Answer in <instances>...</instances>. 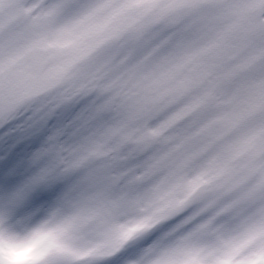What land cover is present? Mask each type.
<instances>
[{
	"label": "rangeland",
	"instance_id": "1",
	"mask_svg": "<svg viewBox=\"0 0 264 264\" xmlns=\"http://www.w3.org/2000/svg\"><path fill=\"white\" fill-rule=\"evenodd\" d=\"M196 1L138 19L123 48L108 33L98 50L83 36L49 49L43 74L60 81L42 97L26 91L35 73L0 81V121L45 130L0 178V264H232L244 245L264 256V0ZM69 91L85 123L52 150Z\"/></svg>",
	"mask_w": 264,
	"mask_h": 264
},
{
	"label": "flooded vegetation",
	"instance_id": "2",
	"mask_svg": "<svg viewBox=\"0 0 264 264\" xmlns=\"http://www.w3.org/2000/svg\"><path fill=\"white\" fill-rule=\"evenodd\" d=\"M179 1L183 0H0V81L4 88L10 80H17L19 87L26 84L34 72L20 56L31 46L46 48L47 59L51 61L49 49L75 47L83 36L85 43L93 44L92 50H98L106 43L109 33L118 35L112 46L116 48L122 34L138 31V19L144 22L154 16L168 18L172 12L180 14L183 6L176 7ZM196 2L199 5L204 1ZM169 26L164 34H168ZM150 28L154 31L153 25L144 29ZM135 41V37L130 38L125 44L133 49ZM118 47H124L122 42ZM11 49H18L12 57ZM44 71L42 76L53 75L43 74ZM244 247L234 251L235 258H228L232 264H264V256L256 252L249 254V249Z\"/></svg>",
	"mask_w": 264,
	"mask_h": 264
},
{
	"label": "snow or ice",
	"instance_id": "3",
	"mask_svg": "<svg viewBox=\"0 0 264 264\" xmlns=\"http://www.w3.org/2000/svg\"><path fill=\"white\" fill-rule=\"evenodd\" d=\"M44 131L27 115L0 121V178L9 177L19 169Z\"/></svg>",
	"mask_w": 264,
	"mask_h": 264
},
{
	"label": "water",
	"instance_id": "4",
	"mask_svg": "<svg viewBox=\"0 0 264 264\" xmlns=\"http://www.w3.org/2000/svg\"><path fill=\"white\" fill-rule=\"evenodd\" d=\"M47 54L48 50L46 48L31 46L24 50L20 56V59L27 60L30 69L36 74L27 82L26 86V91L31 99H35L46 94L59 84L60 75H41L48 65ZM12 66L13 64L10 67Z\"/></svg>",
	"mask_w": 264,
	"mask_h": 264
},
{
	"label": "trees",
	"instance_id": "5",
	"mask_svg": "<svg viewBox=\"0 0 264 264\" xmlns=\"http://www.w3.org/2000/svg\"><path fill=\"white\" fill-rule=\"evenodd\" d=\"M69 93H70L71 98L68 97V95H69L68 94L67 97L65 98V100L63 99V101L66 102L63 106H66V107L63 108V106H62V109L59 108V106L56 107V109H59L61 112L60 113L61 118L57 124V125H59L60 129L58 130V132H55L56 136H54L53 139H56V143H59L60 145H57L56 147H50V148H52V150L55 149L57 151L58 150L63 151L65 145L67 144L68 137H67V134H65V133L68 129V126H69V128H72V127L78 125L80 122L82 123V119H85V116L82 114L84 112V108H82V105L76 104V102L81 101V99H83L82 98L83 96L79 97L78 94H75L76 96L74 97L71 95L72 93L70 91H69ZM83 104H84V102H83ZM83 107H84V105H83ZM49 111L53 114V112L51 110H49ZM41 117H42L41 118L42 121L44 122L46 120L45 116H41ZM84 123H82V124H84ZM48 131H51V128H48ZM63 138H64V140H63ZM62 140H63V142H62ZM34 148H36V145H34ZM32 149L30 150L29 153L32 152ZM61 182H62V184H64V181H61ZM70 183L71 182L69 180H66V185L70 184ZM37 200L40 201V198ZM151 235H153V236H150L151 237L150 240L156 238V241H160L158 239V237H160V236L158 235L157 232H153V233H151Z\"/></svg>",
	"mask_w": 264,
	"mask_h": 264
}]
</instances>
